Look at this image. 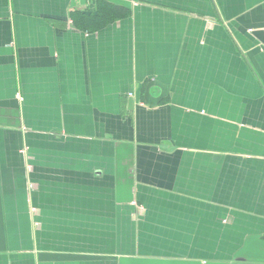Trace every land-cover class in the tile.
<instances>
[{"label": "crops", "instance_id": "obj_1", "mask_svg": "<svg viewBox=\"0 0 264 264\" xmlns=\"http://www.w3.org/2000/svg\"><path fill=\"white\" fill-rule=\"evenodd\" d=\"M0 264H264V0H0Z\"/></svg>", "mask_w": 264, "mask_h": 264}, {"label": "trees", "instance_id": "obj_2", "mask_svg": "<svg viewBox=\"0 0 264 264\" xmlns=\"http://www.w3.org/2000/svg\"><path fill=\"white\" fill-rule=\"evenodd\" d=\"M122 14L123 15L127 14V12L126 11L119 12V8H116L107 3L98 2L97 11L95 12V14H90L87 17L93 19L95 23L91 22L92 24L99 23L100 25H102L104 23L105 25L108 24L109 22L114 21L116 17L122 16Z\"/></svg>", "mask_w": 264, "mask_h": 264}, {"label": "built area", "instance_id": "obj_3", "mask_svg": "<svg viewBox=\"0 0 264 264\" xmlns=\"http://www.w3.org/2000/svg\"><path fill=\"white\" fill-rule=\"evenodd\" d=\"M133 204H134L133 206L137 209L138 212H142L143 211V209L140 208V207H137L135 203H133Z\"/></svg>", "mask_w": 264, "mask_h": 264}]
</instances>
